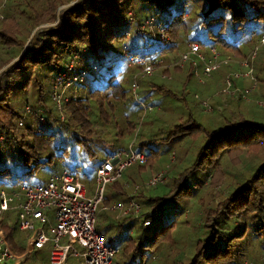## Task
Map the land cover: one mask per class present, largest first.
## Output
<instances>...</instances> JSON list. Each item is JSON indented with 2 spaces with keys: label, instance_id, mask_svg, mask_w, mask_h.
<instances>
[{
  "label": "trees",
  "instance_id": "16d2710c",
  "mask_svg": "<svg viewBox=\"0 0 264 264\" xmlns=\"http://www.w3.org/2000/svg\"><path fill=\"white\" fill-rule=\"evenodd\" d=\"M22 2L21 5L30 10L29 15L17 10L16 5L19 3H16L11 9L13 15L10 16V25L0 28V40L3 43L0 52L4 54L3 59L0 60V69L21 52L17 60L0 73V142L6 140L10 147L8 150L6 146H0V179L6 177V170L17 172L27 167L29 154L20 151V148L33 142L38 134H42L41 121L32 114L26 113L24 107L28 105L34 112L40 109L44 121L46 120L43 125L47 124L45 114H50L51 109L45 104L50 98L47 96L49 93L46 86L50 90L54 76L66 71L70 61H72L70 71L75 69V63L78 62H75V57H78V60L80 58V61L83 59L76 69L77 73L85 72V75L90 70L103 66V61H106L105 83L86 90L87 84L81 81L71 89H66L70 91L63 105L66 119L60 124L64 123V129H67L65 125L73 126V130L77 132H72L75 133L73 138L84 143L86 154L94 156L95 151H99L106 155L109 145H106L107 142L103 141L91 121L89 95L108 93L105 99L107 97L113 99L112 94H120L119 97H122L127 90L129 91L128 84L134 69L120 62H124L123 55L120 56L117 51L119 48L123 51L124 46L125 52L137 55L135 51L141 49L139 46L129 47L124 42L126 36H129L130 43L140 41L145 45L151 41L152 32L149 29H140L143 20L152 19L151 24L158 30L166 32L170 39V44L163 47L158 41V34L155 35L159 53L177 47V42L183 39L182 41L197 43L200 49L216 47L233 53L237 58L241 55L239 44L254 42L253 38L251 39L255 33L254 25L264 23V0H77L61 11L56 27L37 31L35 38L24 45L34 27L42 23H50L53 19V10L63 4L64 0H48L49 5L46 4L42 9L33 7L30 0ZM23 20H31L32 25H24ZM141 54L146 55L149 52L146 50ZM112 57L114 59H111ZM234 65L233 70L239 69ZM188 68L190 75L192 67L189 65ZM231 68L225 65L224 72H229ZM246 78L252 82L255 78L257 84L264 87V64L256 62L253 70L251 69V76ZM233 80L232 82H235ZM245 82L246 85L240 87L243 91L251 85L248 80ZM140 88H142L139 91L140 97L146 100V97L161 89V86L156 85L152 80L144 79ZM234 98L226 95L216 98L217 103L214 105L215 108L222 109V114L218 117L222 125L206 133L203 144L193 155V159L172 179L173 188L168 191V195L155 199L143 197L140 191L135 195L142 206L157 210L161 209L166 199L172 202L181 196L187 198L192 189L199 193L202 188L205 190L209 187L213 179L222 178L225 181L228 196L214 207L212 205L204 207L201 221L203 238L197 240L195 253L186 264H221L225 259H235L239 255H241L239 260L234 264L246 262L240 259L243 253L248 254L251 249H244L249 243L247 237L259 242L261 252L264 251V123L227 110L230 102L234 104L240 102L238 93ZM99 100L101 104L102 98ZM33 105L36 107L33 108ZM118 106L123 111L122 119L125 120L128 130H131L133 122L129 121L127 116L129 109L140 110V107L134 102L128 108L124 105ZM110 108L111 114L102 112L99 114L101 123L116 122L114 111L117 107L110 105ZM56 117L58 119V116ZM26 118H30L31 121L27 123ZM262 119L264 120V115ZM178 121L179 123L173 125L171 130L163 133L167 135L166 138L162 136V139L178 140L183 135L200 128L190 115L186 118L179 117ZM115 128L117 130L115 139L121 140L122 128L118 124H115ZM128 130L125 129L126 133ZM153 141L151 137L144 138L134 146L136 151L146 154L147 160L144 164L156 154V150L151 148ZM110 144L115 149L114 139H111ZM144 147L147 148L145 151H143ZM12 148L18 149L12 152ZM242 150L251 158L249 166L245 169L240 168L237 160L239 155L244 153L241 152ZM260 153L263 155L256 158ZM31 154L37 153L34 151ZM34 162L39 163L37 158ZM100 162H97L95 168ZM28 167L32 168V166ZM207 177L211 179L208 178V182L206 181L202 187V182ZM116 191L123 194L121 187ZM125 197L124 192L121 196L122 200L114 202L124 201ZM101 203H107L103 195ZM108 205L110 204L107 203ZM148 217L147 213H140L141 222L148 220ZM131 218L123 217L121 220ZM14 228V225L5 222L3 217L0 219V230L10 250L19 255L24 250L27 234L22 246L18 247L12 239ZM42 250L33 249L21 257L16 264H30L31 258ZM45 259L44 264H49L46 257ZM144 261L146 260L140 259V263Z\"/></svg>",
  "mask_w": 264,
  "mask_h": 264
},
{
  "label": "rangeland",
  "instance_id": "374dc122",
  "mask_svg": "<svg viewBox=\"0 0 264 264\" xmlns=\"http://www.w3.org/2000/svg\"><path fill=\"white\" fill-rule=\"evenodd\" d=\"M22 1L24 0H0V28L10 25V16L13 15L11 9L16 3H19L16 5L17 10L22 11L25 15H29L30 10L21 5L23 3ZM47 1L48 0H30V4L37 9H42L46 4L49 5ZM76 1L77 0H64L63 4H60L53 10V19L50 23H42L34 27L24 45L35 38V33L37 31L56 27L61 11L65 7L74 4ZM151 23H146V20H143L140 29H149V31L152 32L151 41L153 44L148 42V44L143 45L140 41L130 43L129 36L125 37L124 42H126L129 47L139 46L141 49L135 51L139 57L151 56L154 71L149 76H138V91L142 89L140 88V85L143 84L144 79L152 80L156 85L161 86V89L156 90L149 95L151 96L153 103L156 104V101L158 102L156 104L158 107H154L151 111H146L144 113L141 109H129L127 116L129 121L133 122V128L128 130L125 120L122 119L123 111L120 106H118L124 105L128 108L131 103H133L131 94L128 90L122 97H119L120 94H112L111 96L113 99L107 97V100L105 99V96L108 93H94L89 95V100L91 102L90 109L92 112L91 121L95 125L94 128L100 133V137L104 142H107V146L109 145L107 149L108 151L125 149L128 144H132V147L134 148L140 140L150 137L154 140L153 147L151 148L156 150V154L151 156L146 164L141 166L132 164L122 171L120 178L115 181V183L110 182L105 184L103 197L107 200L108 204H112L116 200H122L121 196L124 195V192L126 195L131 192L133 183L141 185L139 191L145 198L155 199L157 197L168 195V191L173 188L171 184L172 179L175 178L176 175L193 159V155L203 144L206 133L222 125L218 120V117L222 114V109L215 108L214 104L217 103L216 98L224 97V95L229 96L221 91L223 88V78L226 74V72H224L225 66H220L217 71L212 72L207 76L200 74L199 77L194 76L191 73L192 69H190L189 75L188 67L190 65V60L185 61L181 66L174 65L179 54L187 50L189 43L194 42L182 41L183 39H181L177 42V47L159 53L157 52L159 47L156 45L153 38L154 35H160L161 32L163 33V36L160 35L162 39L160 43H162L163 47L170 44V39L166 32L158 30ZM23 24L32 25V21L23 20ZM254 29L255 33L251 37L254 42L239 44V51L241 53L239 58L231 52L214 47L221 57L229 58L230 61L228 65L232 67L229 72H244L247 68L241 65V61L245 57L249 60L251 54L253 56L249 60L248 65L252 70L256 62L264 64V45H257L255 48L259 35L264 34V23L262 25H254ZM180 34H182V32H180ZM2 46L3 43L2 40H0V50L2 49ZM146 50L149 54H141ZM208 50L209 48L207 47L200 49L205 56L207 55ZM117 52L120 56L125 55V52L123 53L120 48ZM7 53L8 51H6V54ZM20 54L14 57L8 64H6V66L1 68L0 73L16 61ZM3 56L4 54L0 52V60L3 59ZM111 59L114 58L112 57ZM74 60L75 62L78 61L77 64L75 63L76 69L79 67L83 59L80 61V58L78 60V57H75ZM122 60H124V62H120L126 64L127 67L133 68L134 72L139 69L138 67L129 64L126 58L123 57ZM196 63L197 68L200 69L201 62L196 60ZM234 64L237 65L239 69L233 70ZM106 65L107 62L103 61V66L90 70L82 78V81L87 84L86 90L95 86L98 87L104 85ZM75 69H72L69 74L73 75L77 73V69L76 71ZM89 69L90 68L88 67L87 70ZM198 79H200L201 82ZM237 79L239 81L242 79V82L239 83L240 87L246 85V80H248L249 83H252V81L246 77H239ZM253 79L255 87H246V89H244L246 90L245 95L247 99H240V102L237 104L230 102L229 106H227V110L244 118L264 123V120L262 119L264 115V107L257 104V102L260 101L264 102V87H260L259 84H257V80L255 78ZM208 82H211L213 86L206 85ZM128 85L130 87V84ZM73 86L75 85H70L66 89H71ZM66 89L63 91L65 103L69 91ZM125 89H128V87H125ZM46 90L49 93V87L46 86ZM239 90H241V88H239ZM47 96L49 97V95ZM97 97L99 98L97 99ZM232 97L236 98L237 94ZM100 98H102L101 104H99ZM201 101H206L210 107L213 105L214 107H211L210 111H205V108L201 106ZM45 104L51 109V113L45 114L47 124L43 125L46 120L41 122L42 125L40 129L42 134H38L35 136L33 142H26L27 145L20 148V151L28 152L29 154L27 167L23 170L19 169L17 172H9L6 170V177L0 179V190L10 192L19 190L23 185L44 184L49 177L59 174L62 171H69L78 174L79 180L84 185L88 195L93 194L96 186L94 173L95 165L97 162L104 160L106 155L99 151H95L94 156L86 154L84 143H82V141H75L73 138L75 133H77L73 130V126L65 125L67 129H64V123L60 124L62 121L65 122L66 119L63 112L64 109L62 108L63 119H57V112L54 110L50 98H48ZM110 105L117 107L116 111H114L116 122L101 123L99 114L101 112L111 114ZM33 106V108L36 107V105ZM19 113H22V111H19ZM187 115H190L195 119L200 125L199 129L183 135L178 140L173 139L168 141V139H162V136H165L164 138H166L167 135V133H163L171 130L173 125L179 123V117L186 118ZM32 116L38 119L35 112L32 113ZM25 121L29 123L31 120L30 118H26ZM115 124H118L122 128L123 136L121 140L115 139L117 132ZM125 129L128 130V133H126ZM73 131L75 132L74 134H72ZM111 139H114L115 149L113 148V145L110 144ZM0 146H6V149H10L6 140L0 142ZM16 149L13 150L12 148L11 151L15 152ZM146 149L147 148L144 147L143 151ZM34 151H36V155L31 154ZM169 152L174 153L172 162L169 161ZM241 152H244V150ZM244 153L237 158L241 169L247 168L251 161V158L247 157L248 154L246 152ZM262 155L263 153H260L256 158H259ZM35 158L38 159V164H35ZM28 166H32V168H29ZM159 170L165 171V178L162 183H158L154 187L145 188L143 183ZM208 178L211 179L210 177H207L206 180L202 182V187H204ZM225 184L226 183L222 178L218 180L213 179L212 184L205 190L202 188L200 192L197 193V191H193L192 189L189 197L185 198L184 196H181L178 199H174L172 202L166 199L161 209L157 210H151L149 206H142L140 201H138L141 205L140 211L149 215L148 220L150 224L148 226L141 225L140 217L138 219L131 218L124 220L119 218L117 220L121 221H118V223L117 220L113 218L114 213L107 210L109 205L107 206V203H100L95 216L94 228L101 234L107 245L118 249L113 257V262L115 264H138L140 259H145L147 264H186L189 261L188 259H190L195 253L197 240L203 238L204 230L201 227L203 209L210 205L214 207V205L220 200L228 196ZM119 187H121V192H123V194L117 193L116 190ZM3 218L6 223L14 225L15 228L12 231V239L18 247L22 246L26 232L16 229L15 211L8 209L3 213ZM118 225L120 227H118ZM247 238L249 239V243L244 249H251L248 254L243 253V257L240 260L257 263L262 254L260 243H257L253 238L251 239V237ZM240 256L241 255L235 257V259H225L224 263L221 264H234L239 260ZM45 257L47 258V250L43 249L41 253L36 254L35 257L31 258L32 261L30 264H44L46 260ZM0 264H10V261L4 262L3 260H0ZM66 264H78V262L75 258L69 256Z\"/></svg>",
  "mask_w": 264,
  "mask_h": 264
},
{
  "label": "built area",
  "instance_id": "2783aa9c",
  "mask_svg": "<svg viewBox=\"0 0 264 264\" xmlns=\"http://www.w3.org/2000/svg\"><path fill=\"white\" fill-rule=\"evenodd\" d=\"M151 20H146V23H151ZM162 34L161 32L160 35ZM160 35L158 34L159 42L162 41ZM154 41L157 40L154 39ZM150 43L153 44L152 41ZM257 45H264V34L259 36L255 48ZM123 51L125 52L124 46ZM252 56L251 54L249 60ZM123 57L129 64L139 68L132 75L129 87L133 102L140 107L143 113L158 107L153 103L151 96L143 100L138 91V76H149L154 71L151 56L139 57L138 54L132 55L125 52ZM188 60H190L192 74L196 77H199L200 74L207 76L220 66H227L230 61L227 57H221L214 47H210L205 56L195 42L189 43L187 50L179 54L174 66H181ZM196 60L201 62L200 69L197 68ZM249 60L245 57L241 61V65L247 68L243 73L228 72L225 75L221 90L223 93L230 96H235L238 93L242 100L247 99L246 90L239 91L233 85L232 79L251 76ZM71 68L72 61L69 62L66 71L54 76L49 90V97L60 119H63L62 108L65 103L63 91L70 85L79 84L85 75V72H80L68 76ZM198 80L201 82L200 79ZM249 87H255V83L252 82ZM257 104L264 107L263 101L257 102ZM201 106L205 108V111L211 110L206 101H201ZM24 110L28 114L34 112L28 105L24 107ZM35 114L41 122H44L40 109ZM20 123L18 122V124ZM132 146V144H128L125 149L107 152L105 159L95 168L96 186L91 195L87 194L78 174L69 171H62L49 177L44 184L23 185L19 190L10 192L0 190V219L8 209L14 210L17 230L27 234L23 252L16 255L10 250L5 236L0 230V260L16 264L21 257L33 249H46L49 264H66L69 256L77 259L79 264H113V257L118 249L104 242L103 237L95 230L94 222L98 205L102 201L105 184L117 181L126 167L146 162V154L136 151ZM173 158L174 153L170 152L169 161L172 162ZM164 178L165 171L159 170L151 175L143 183V186L145 188L154 187L158 183H162ZM140 187L139 184H133L131 192L126 195L124 201L114 202L107 207L108 211L114 213V219L123 217L138 219L140 217L141 205L135 198ZM148 224V220L141 222L142 226ZM140 264H147V262L144 261ZM241 264L251 263L243 262ZM258 264H264V251Z\"/></svg>",
  "mask_w": 264,
  "mask_h": 264
},
{
  "label": "crops",
  "instance_id": "0c3cea01",
  "mask_svg": "<svg viewBox=\"0 0 264 264\" xmlns=\"http://www.w3.org/2000/svg\"><path fill=\"white\" fill-rule=\"evenodd\" d=\"M235 66V65H234ZM233 72H236V71H233ZM228 73V72H227ZM226 73V74H227ZM243 73V72H242ZM224 79V78H223ZM235 80V82H232L233 83V85L236 87V88H238V90H239V88H240V81L238 80V79H234ZM233 80V81H234ZM236 83V84H235ZM206 85H209V86H213V84L211 83V82H208V84H206ZM237 85V86H236ZM230 96V95H229ZM230 97H232V96H230ZM89 195H91V194H89ZM77 262H78V264H79V261L77 260V259H75ZM67 263V262H66ZM139 263H140V260H139ZM138 263V264H139ZM113 264H115L114 262H113Z\"/></svg>",
  "mask_w": 264,
  "mask_h": 264
}]
</instances>
